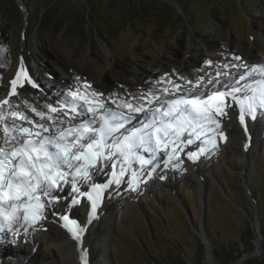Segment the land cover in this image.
<instances>
[{
    "label": "rangeland",
    "instance_id": "374dc122",
    "mask_svg": "<svg viewBox=\"0 0 264 264\" xmlns=\"http://www.w3.org/2000/svg\"><path fill=\"white\" fill-rule=\"evenodd\" d=\"M25 1L30 11L17 0H0L5 17L0 22V98L9 91L21 56L38 84V89L26 86L33 103L51 101L81 81L107 96L124 97L162 88L165 73L193 78L209 70L208 61L219 68L233 54L251 63L264 57V0H71L78 7L69 0ZM87 15L93 24L85 28ZM163 22L172 27L165 31ZM227 137L226 146L218 144L207 163L203 159L166 175L165 185L153 188L149 180L139 189H126L123 206L120 201L87 230L88 263L155 264L154 258L165 256L188 261L203 247L207 264L208 241L200 234L207 230L229 248L230 241L246 240L251 229L252 252L261 250L264 200L256 202L252 194L259 188L264 196V134L244 152L239 134ZM57 211L64 212L62 202ZM58 221L49 212L47 231L34 245L24 235L11 246L1 244V252L12 253L0 264H16L18 258L22 264H74L76 255L60 241L64 236Z\"/></svg>",
    "mask_w": 264,
    "mask_h": 264
},
{
    "label": "snow or ice",
    "instance_id": "6c2138e0",
    "mask_svg": "<svg viewBox=\"0 0 264 264\" xmlns=\"http://www.w3.org/2000/svg\"><path fill=\"white\" fill-rule=\"evenodd\" d=\"M223 68L207 79L180 77L181 83L165 73L166 86L126 97L106 96L81 81L51 101L33 103L26 86L38 84L21 56L10 90L0 98V242L14 243L9 236L18 237L21 229L25 236L34 232L50 212L63 221L83 261L80 242L102 219L113 191L147 184L154 174L166 179L157 169H180L181 153L199 161L218 140H227L223 120L230 113L238 111L245 127L247 120L264 124V57L249 63L233 54ZM81 198L83 220L70 217ZM61 201L63 213L57 211Z\"/></svg>",
    "mask_w": 264,
    "mask_h": 264
},
{
    "label": "bare ground",
    "instance_id": "6f19581e",
    "mask_svg": "<svg viewBox=\"0 0 264 264\" xmlns=\"http://www.w3.org/2000/svg\"><path fill=\"white\" fill-rule=\"evenodd\" d=\"M263 37H264V35H263ZM9 85L10 84L8 82V86ZM5 95L6 94H4L3 97ZM238 115L239 114H238V111H237V112H234V113H230V117L231 118L224 119L226 121L232 122V124H227V122L225 123V121L223 120V123L226 125L225 136L227 137V135L229 136V134L230 135L231 134H239V136H240L239 140L241 141V150H242V152H244L245 149H246L245 148V144L246 143H249V141H250V144H251L253 141H257L256 139H257V137H259L260 134H262V133L264 134V124L254 122L255 125H252L253 122L251 121V124H247L246 123L247 124V127H245L244 125H241L239 123ZM226 141L225 140H218V143L224 144V146H225ZM186 151H187V149H186ZM212 151L213 150L209 151L207 155L210 156V154L212 153ZM181 159L184 161V163H183L182 167L180 169H178V170H182L185 166L189 165V162H190V160L187 159V157H186V155H184V153H181ZM200 159H204L206 161V163L208 162L207 161L208 160L207 157H204L203 158V156H202ZM167 171H168V169H166V170L163 169V166L162 165H161L160 168L157 169V172L160 175H165L166 173L168 175V172ZM174 174H177V173H174ZM169 176H170V174L167 177L169 178ZM158 184L165 185V183L163 182V180H160L158 177L157 178L154 177L153 179H151V181L149 183V185H152L153 188H155L156 185H158ZM126 186H127V184L122 185L116 193H111L110 195L107 196V199L104 201V204H103V207H102L103 208V211H105V213L107 212L110 215L111 213H113L117 209L118 203L120 202L119 196H120L121 199L124 197V195L126 193L125 192V187ZM58 222H60V225H61V229L60 230L63 232V236H64L62 239H60V241H62V245L65 248H68V250H70L71 253H73V254L76 255L75 256L76 257V260L74 261V264H90V263H88L90 254L87 251V249L89 248V246H91L90 245V242L87 241L86 243H84L85 242L84 238L80 242L81 243V246L83 248V251L80 252V255H82L84 257L83 261H80L78 259L77 242L72 239L71 234L68 231H66V229L63 227V222L61 220H59ZM44 228H46V226L43 223V225H38L36 227L35 233L37 232V234H35L32 231H30L29 234L27 236H25L24 233H23V229H21V234H23L25 236V238L29 242H32V245H34V243L43 234V232H45L43 230ZM8 243L9 242H7V243L2 242L1 243L2 244V247H4V246L6 247ZM9 245H10V243H9ZM10 248H12V247H10ZM11 253L12 252L10 250H6V249H4V251H2V252L0 251V261H2V260L5 261V262L8 261V259H6L7 257L4 256V255H8L9 256ZM2 256H4V257H2ZM21 260L22 259H19V258L18 259H15V262L14 263H16V264H22V263H20ZM23 260H24V262H26V259L25 258H23ZM12 261H13V259L10 260L9 262H12Z\"/></svg>",
    "mask_w": 264,
    "mask_h": 264
},
{
    "label": "trees",
    "instance_id": "16d2710c",
    "mask_svg": "<svg viewBox=\"0 0 264 264\" xmlns=\"http://www.w3.org/2000/svg\"><path fill=\"white\" fill-rule=\"evenodd\" d=\"M25 7L30 11L29 6L27 4V2L25 0H22ZM59 3H64L66 0H57ZM75 1V0H74ZM69 2H71V0H69ZM72 3V2H71ZM72 4H76L75 6L78 7L79 3H72ZM21 10L19 7L16 8V11ZM44 16V13L41 14V19ZM83 16V15H82ZM5 19L4 14H0V22H3V20ZM84 20V24H85V28H88V23H92L93 21L92 19L89 17V15H87L86 18L83 17ZM41 21V20H40ZM168 23V21H167ZM167 23L163 22V28L166 31L167 27H172V25H167ZM96 26V25H95ZM94 26V31L96 32V27ZM155 28H153L154 30ZM102 33H99L98 35L100 36ZM90 39V38H89ZM224 188L231 190L230 185L226 182H223ZM253 185V184H252ZM225 189V190H226ZM254 189V186H253ZM259 192L256 190L255 188V192L253 191V197L255 199L256 202H260L264 200V196L261 193L260 189L258 188ZM227 192V190H226ZM228 196L231 198L232 196L227 192ZM239 205L241 207H246L244 204H240ZM253 208V207H252ZM262 229L264 230V221L262 222ZM247 235L244 238L245 239H239L238 241H230V243L228 244L229 248L225 247L226 244L221 243L218 239L215 240V237L207 231H205V236L207 238H210L211 241L214 244V247L212 249V262L213 264H234L239 258L242 257V255L245 252H252V250L254 249L253 244L251 243V240L253 239L252 233L253 230L249 229L246 230L245 232ZM210 247V244L208 245ZM260 248L264 251V231H263V238L260 244ZM153 262L155 264H206L205 263V254H204V250L203 247H201L200 249H198L195 253L190 254L188 257V261H184L182 260H173L171 258H167L165 256L164 260L161 259H157L154 258ZM238 264H264V254L263 255H259V256H251V257H247L245 258L242 262L238 263Z\"/></svg>",
    "mask_w": 264,
    "mask_h": 264
},
{
    "label": "water",
    "instance_id": "95a60500",
    "mask_svg": "<svg viewBox=\"0 0 264 264\" xmlns=\"http://www.w3.org/2000/svg\"><path fill=\"white\" fill-rule=\"evenodd\" d=\"M17 2L19 3V5L22 7V8H24V9H27L26 7H25V5H24V3H23V1L22 0H17ZM26 13H27V10H26ZM255 214H257V208L255 207ZM258 225H259V223H258ZM201 234V236H202V238H204V234L205 233H200ZM205 238H206V240L208 241V242H206V247H207V255H206V262H207V264H213V262H212V249H213V247H214V244H213V242L211 241V239H209V238H207L206 236H205ZM203 240V239H202ZM205 240V239H204ZM204 240H203V242H204ZM204 242V243H205ZM210 244V247L208 246ZM260 245V243L258 244L257 243V246H259ZM260 254H264V251L261 249V250H256V252H245L243 255H242V257L241 258H239L235 263H240V262H242L245 258H247V257H251V256H257V255H260ZM234 263V264H235Z\"/></svg>",
    "mask_w": 264,
    "mask_h": 264
}]
</instances>
